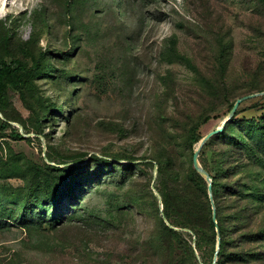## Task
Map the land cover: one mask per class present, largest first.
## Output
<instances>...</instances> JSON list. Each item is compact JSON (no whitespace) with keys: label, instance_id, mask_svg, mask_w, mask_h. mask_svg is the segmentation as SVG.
<instances>
[{"label":"rangeland","instance_id":"374dc122","mask_svg":"<svg viewBox=\"0 0 264 264\" xmlns=\"http://www.w3.org/2000/svg\"><path fill=\"white\" fill-rule=\"evenodd\" d=\"M0 11V27L12 26L20 41L32 39L53 67L35 81L52 112L40 128L36 98L29 107L11 90L7 114L0 110V192L21 195L35 171L60 176L91 166L93 177L75 193L100 216L60 230L67 245L59 255L61 247L49 253L24 244L20 221L27 205L7 200L0 264H214L211 243L204 239L198 249L189 227L165 218L182 234L160 238L164 194L175 191L159 160L169 150L186 161L187 173L190 129L210 114L199 129L204 136L223 123L246 86L264 87V0H8ZM173 37L196 70L166 56ZM210 80L223 88L220 97L212 96ZM237 117L232 132L264 158V95L242 102ZM13 127L24 138L14 137ZM228 146L246 153L236 143ZM217 147L202 156L209 166ZM194 194L187 189L186 196ZM118 200L127 205L119 209ZM50 210L83 215L71 195ZM259 248L262 253L245 264H264V243ZM18 250L20 259L14 258Z\"/></svg>","mask_w":264,"mask_h":264},{"label":"trees","instance_id":"16d2710c","mask_svg":"<svg viewBox=\"0 0 264 264\" xmlns=\"http://www.w3.org/2000/svg\"><path fill=\"white\" fill-rule=\"evenodd\" d=\"M15 29L4 23L0 27V110L7 114L11 105L10 91L19 92L23 101L29 106H34L33 99H38V108L34 107L37 114L39 128L43 121L52 114L48 103L38 97L36 79L49 74L53 70L49 62V53L44 50H35L34 41L28 39L20 41ZM178 40L171 38L166 56L169 60L180 59L192 69H197L192 60L180 54L177 48ZM21 54L18 55L17 51ZM212 87V96L218 98L223 93V88L214 81H209ZM264 91V87L248 85L240 96ZM239 96V97H240ZM237 100V98H236ZM236 100L230 103L231 109ZM230 111V110H229ZM239 108L226 124L223 131L213 135L202 147L200 158L204 167L213 177V196L216 202L218 224L221 231V246L218 251V259L214 264H245L253 256L260 255L259 245L264 243V158L258 154L259 150L253 147L244 138L232 132V127L238 121ZM212 116L206 115L190 129L187 143L194 157L196 144L203 134L200 126L210 120ZM3 127L12 126L8 121L2 122ZM255 129V126H254ZM13 136L24 138L19 128L13 127ZM255 131V130H252ZM263 132L262 130H257ZM260 133V134H261ZM236 143L243 151H233L228 145ZM217 145L214 149L212 166L203 161L206 148ZM255 155V156H254ZM247 156V159L244 158ZM193 157L190 158L191 167L184 173L186 161H177V158L168 150V154L159 160V170H168L171 173L175 193L164 194V216H160L161 235L164 241H172L173 237L180 236L182 232L171 227L165 218L174 225L189 227L196 233V246L201 249L203 240L211 243V250L216 255L217 229L213 219V206L209 194V182L194 166ZM101 163L100 158H96ZM32 169L40 168L34 162L29 161ZM110 163V162H108ZM233 164V165H232ZM50 168V167H49ZM85 171L87 176H80ZM21 195L16 190L2 189L0 192V225H7V206L5 201H14L27 205L22 213L20 225L27 232L24 244L29 248L53 253L58 247L59 255H64V246L67 243L59 238V231L68 226L79 227L88 224L92 219L98 218L95 211L87 206H81V193H75L76 185L82 184L83 188L88 184L94 174L91 166L68 169L66 173L55 176L52 170H45L43 176L38 172L33 173ZM79 174V175H78ZM78 175V176H77ZM195 189L194 197L186 196L187 189ZM74 199L75 209L82 210V216H63L64 211H52L50 206L59 203L68 196ZM119 209L127 204L118 200ZM71 212V211H69ZM77 214V213H76ZM68 215V214H67ZM10 218V217H8ZM52 231H54L52 233ZM58 236H57V234ZM187 245L188 242L184 241ZM191 253L195 257V251L189 244ZM21 250L16 251L14 258H19ZM13 259L10 263L15 264ZM20 263V262H18ZM22 263V261H21Z\"/></svg>","mask_w":264,"mask_h":264},{"label":"water","instance_id":"95a60500","mask_svg":"<svg viewBox=\"0 0 264 264\" xmlns=\"http://www.w3.org/2000/svg\"><path fill=\"white\" fill-rule=\"evenodd\" d=\"M259 95H264V91H259V92H254V93H250V94H246L243 96H240L237 98V100L235 101L233 107L230 109V111L228 112L227 117L224 119L223 123L218 126L217 128L210 130L209 132H207L202 138L201 140L198 142V145L195 149L194 152V166L195 168L201 173L203 174L208 182H209V194H210V198H211V202H212V206H213V219L216 223V229H217V248H216V255H215V261L218 259V251L220 250V246H221V231H220V226L218 224V218H217V212H216V202L213 196V177L210 174V172L204 167V165L202 164L201 160H200V152L202 147L205 145V143L215 134L223 131L224 127L226 126L227 122L233 117L235 116L239 106L241 105L242 102H244L245 100H248L252 97H256Z\"/></svg>","mask_w":264,"mask_h":264},{"label":"bare ground","instance_id":"6f19581e","mask_svg":"<svg viewBox=\"0 0 264 264\" xmlns=\"http://www.w3.org/2000/svg\"><path fill=\"white\" fill-rule=\"evenodd\" d=\"M8 2V0H0V4H2V6L4 5V4H6ZM0 14H1V11H0Z\"/></svg>","mask_w":264,"mask_h":264}]
</instances>
